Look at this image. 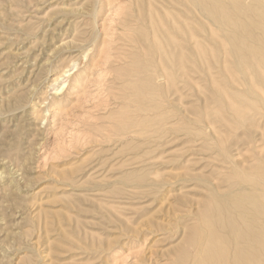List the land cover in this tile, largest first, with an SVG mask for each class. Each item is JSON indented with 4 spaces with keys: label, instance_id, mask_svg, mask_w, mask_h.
Returning <instances> with one entry per match:
<instances>
[{
    "label": "rangeland",
    "instance_id": "obj_1",
    "mask_svg": "<svg viewBox=\"0 0 264 264\" xmlns=\"http://www.w3.org/2000/svg\"><path fill=\"white\" fill-rule=\"evenodd\" d=\"M260 192L264 0H0V264H245Z\"/></svg>",
    "mask_w": 264,
    "mask_h": 264
},
{
    "label": "bare ground",
    "instance_id": "obj_2",
    "mask_svg": "<svg viewBox=\"0 0 264 264\" xmlns=\"http://www.w3.org/2000/svg\"><path fill=\"white\" fill-rule=\"evenodd\" d=\"M196 8V7H195ZM203 11V10H202ZM205 12V11H204ZM203 12V13H204ZM137 15V14H136ZM135 16V15H134ZM207 18V17H206ZM216 19V18H215ZM186 34V33H185ZM182 42V41H181ZM181 44V43H180ZM140 45V44H139ZM141 45H143V44H141ZM145 45V44H144ZM146 46V45H145ZM208 46V45H207ZM147 47V46H146ZM183 48V47H182ZM181 47H180V49H182ZM191 48V47H190ZM143 49V48H142ZM140 50V49H139ZM146 50H148V49H146ZM195 50V49H194ZM152 53V52H151ZM209 54V53H208ZM172 57V56H171ZM146 61V60H145ZM186 61V60H185ZM190 61V60H189ZM236 75V74H235ZM245 79V78H244ZM257 79V78H256ZM244 86V85H243ZM246 88V87H245ZM250 90V89H249ZM253 90V89H252ZM255 90V89H254ZM253 90V91H254ZM248 91V90H247ZM248 92H250V91H248ZM247 93V92H246ZM173 94V93H172ZM244 94V93H243ZM252 94H254L255 95V93H252ZM245 99V98H244ZM261 101V100H260ZM244 105V104H243ZM253 108V107H252ZM248 109V108H247ZM245 110V109H244ZM233 113V112H232ZM232 115V114H231ZM260 180V179H259ZM263 187V186H262ZM257 188V187H256ZM250 190V189H249ZM260 190V189H259ZM260 193H262V192H260ZM259 195V194H258ZM262 195L264 196V194L262 193ZM258 199V198H257ZM229 204V203H228ZM257 204V203H256ZM245 206V205H244ZM246 207V206H245ZM254 208V207H253ZM249 209V208H248ZM245 210V209H244ZM208 211V210H207ZM247 211V210H246ZM228 212V211H227ZM231 213H230V215L231 216H233L234 217V212H232V211H230ZM241 212V211H240ZM248 212H249V210H248ZM244 213H246V212H244ZM247 214V213H246ZM205 217V216H204ZM246 218V217H245ZM248 218V217H247ZM249 219L250 220H244L243 219V217L241 216V219H240V223H242V225H241V227H246V228H248V226L249 227H251V233L250 234H248V237H247V241L245 240V243H244V240H243V238L241 237L242 235H241V233H240V231L242 230V229H244V228H242L241 230H239L238 228H237V223L234 221V220H230V222H228L227 224H225V226L224 227H226V228H228V226H229V228H230V241L229 242H232V244H233V252H234V250L236 251V249H234L235 248V244L237 245H239V242L241 241V246H243V251H239L240 253H238L239 255H241L240 257L238 256V258L236 259V261L235 262H242V261H244L245 262V264H253V262H252V258H251V252L249 251L250 249H251V245H249V242H251V244H253V243H255L256 245L258 244V243H260L261 242V240L263 239L264 240V207L263 208H258V207H256L255 209H251L250 208V212H249ZM207 220V219H206ZM214 220V219H213ZM229 221V220H228ZM213 222V221H212ZM212 222H210V223H212ZM214 223H215V221H214ZM262 223H263V225H262ZM218 227H220V226H218ZM239 227H240V225H239ZM209 228V227H208ZM212 230V229H211ZM219 230V229H218ZM227 230V229H226ZM226 230H225V232H226ZM220 232H221V230H220ZM243 232H245V231H243ZM247 233V232H246ZM227 236H229V234H227ZM190 238V237H189ZM217 239H218V237L217 236H214L213 237V240H212V244H213V248H212V254H211V257H212V264H221L220 262H219V260H220V258H217L216 257V250H218L219 251V247H217L216 245H217ZM220 239V238H219ZM228 239V238H227ZM191 240V239H190ZM188 242V241H187ZM195 242V241H194ZM209 242V241H208ZM222 242V241H221ZM186 243V242H185ZM190 243V242H189ZM189 243H187L188 245H190ZM196 243V242H195ZM226 243V242H225ZM225 243L223 244V245H225ZM219 244V243H218ZM197 245V244H196ZM203 245V244H202ZM210 245V244H209ZM227 245V244H226ZM228 245H230L229 243H228ZM192 247V246H191ZM196 247V246H195ZM200 247H203V246H200ZM207 247V246H206ZM224 247V246H223ZM208 248V247H207ZM226 248V247H225ZM253 248H255L254 246H253ZM187 249V248H186ZM224 249V248H223ZM230 249V248H229ZM193 250H194V248H193ZM205 250V249H204ZM225 250V249H224ZM259 250V249H258ZM182 251H185V250H182ZM206 251V250H205ZM223 251V250H222ZM238 251V250H237ZM249 251V252H248ZM261 251V250H260ZM260 251H257V252H260ZM229 252V251H228ZM231 252V251H230ZM183 254H184V252H182ZM200 253V252H199ZM180 254V253H179ZM179 254H178V257H179V260H180V256H182L181 254H180V256H179ZM188 254V253H187ZM227 254H230V253H227ZM189 255V254H188ZM203 255V254H202ZM224 255H226V253L224 254ZM227 256V255H226ZM234 256V255H233ZM182 258H185V257H183L182 256ZM203 258V257H202ZM207 258V257H206ZM227 258V257H226ZM230 258H232V257H230ZM229 258V259H230ZM198 259H200L199 257H198ZM179 260H177V261H179ZM184 260H186V259H184ZM262 260V259H261ZM196 261H198V260H196ZM195 261V262H196ZM228 261V260H227ZM176 262V261H175ZM225 262V261H224ZM177 263V262H176ZM176 263H174V264H176ZM179 263V262H178ZM180 263H181V261H180ZM226 263H229V262H226ZM264 263V262H263ZM196 264V263H195ZM201 264V263H200Z\"/></svg>",
    "mask_w": 264,
    "mask_h": 264
}]
</instances>
